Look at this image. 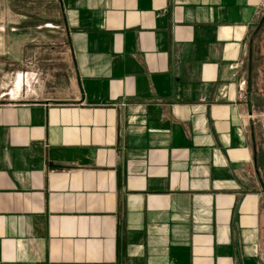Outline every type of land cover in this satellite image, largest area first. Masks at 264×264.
<instances>
[{"label": "crops", "instance_id": "1", "mask_svg": "<svg viewBox=\"0 0 264 264\" xmlns=\"http://www.w3.org/2000/svg\"><path fill=\"white\" fill-rule=\"evenodd\" d=\"M0 12V264H264V0ZM45 37L71 56L53 85L23 57Z\"/></svg>", "mask_w": 264, "mask_h": 264}, {"label": "rangeland", "instance_id": "2", "mask_svg": "<svg viewBox=\"0 0 264 264\" xmlns=\"http://www.w3.org/2000/svg\"><path fill=\"white\" fill-rule=\"evenodd\" d=\"M5 10H2V13ZM1 13V12H0ZM6 22H0V25H5ZM7 24H10L9 21ZM10 26V25H7ZM22 40H28L26 38H21ZM34 39V43L31 41H26V44L31 45L32 48L28 52L24 53V58L27 60H33L35 62V67H33L34 76L37 80L44 81L48 85V82H52L51 85L55 83L56 80L64 73V70H68L71 65V56L68 51L63 52L59 49L58 38H30ZM62 43V42H61ZM40 44L48 46L43 49L39 46ZM254 70L257 72L259 78L258 85L255 83L256 91L259 93L258 98V113L259 118L257 119L256 126V143L261 154H264V18L255 33V45H254ZM22 70H19L21 73ZM69 72V71H67ZM256 74V73H255ZM55 87H52L51 93L54 92ZM262 175L264 176V170H262Z\"/></svg>", "mask_w": 264, "mask_h": 264}]
</instances>
